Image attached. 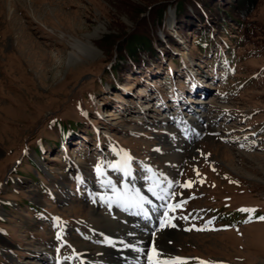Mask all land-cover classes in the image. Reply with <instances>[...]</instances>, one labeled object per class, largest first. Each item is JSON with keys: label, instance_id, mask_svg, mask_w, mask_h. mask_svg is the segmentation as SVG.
I'll list each match as a JSON object with an SVG mask.
<instances>
[{"label": "rangeland", "instance_id": "1", "mask_svg": "<svg viewBox=\"0 0 264 264\" xmlns=\"http://www.w3.org/2000/svg\"><path fill=\"white\" fill-rule=\"evenodd\" d=\"M137 254L264 264V0H0V264Z\"/></svg>", "mask_w": 264, "mask_h": 264}, {"label": "trees", "instance_id": "2", "mask_svg": "<svg viewBox=\"0 0 264 264\" xmlns=\"http://www.w3.org/2000/svg\"><path fill=\"white\" fill-rule=\"evenodd\" d=\"M213 15V14H212ZM246 16L239 14V18H233L230 16L229 12H226L224 14V17H220V20H218V24H217V28L216 30H220L223 35L225 37H227V39H231L230 36V30H231V26H229L228 23H233L235 26H241L242 24V18H245ZM201 19H203V17L201 16ZM208 22H210L209 19H206ZM159 21H161V18H159ZM219 34V32H218ZM220 35V34H219ZM208 33L206 31H200L198 34L194 35V39H195V44H194V54L196 58H203V57H209L211 54V51L213 49V44L211 40H207L208 37ZM222 38L219 39V42H222ZM234 39V38H233ZM232 40V39H231ZM240 43H244V39L241 37L239 38ZM140 45V46H139ZM150 42L149 41H144V40H140V44L135 42L133 44L132 47H130L129 53L135 58V65L141 67V68H149V62H145V61H141L140 62V57L139 54L141 53V50H146V52L148 53L147 56L148 58H152L154 60V58L156 59L155 56V52L152 49V47L150 46ZM227 49V48H226ZM217 52V51H216ZM226 52V51H225ZM229 60H226L225 58H223L221 53H214L212 55V59L209 62V66L210 68L215 67L216 65V61L220 62L221 65H225L227 62L229 63V65H227V67H224L223 70L225 71V73L227 74H231V72L233 71V69H231V66H233V60L232 58L234 57V55L232 53L229 54ZM175 62V61H174ZM173 64V62H172ZM174 66V65H173ZM123 77V76H121ZM113 86V85H112ZM98 93L95 94V96H97ZM83 126L82 123H75V124H70V123H66L60 126V132H59V139L58 141H56L55 143H52V147L48 148V150L45 148L44 152H48L51 150H60L61 148H64L63 145L64 144H68V138L69 136L73 137L75 133L80 132V130ZM62 144V145H61ZM68 146V145H67Z\"/></svg>", "mask_w": 264, "mask_h": 264}, {"label": "bare ground", "instance_id": "3", "mask_svg": "<svg viewBox=\"0 0 264 264\" xmlns=\"http://www.w3.org/2000/svg\"><path fill=\"white\" fill-rule=\"evenodd\" d=\"M49 6H51L50 4H49ZM10 8H9V10H11V7H12V5H10L9 6ZM107 9V8H106ZM107 14L109 13V12H106ZM112 16H114V15H112ZM73 42V44L71 45V48H72V50L74 51V55L73 56H75L76 54L77 55H81V54H84V53H86V49H90L88 46H85V45H81L79 42H77V41H72ZM135 224V223H134ZM135 226V228H139V226L137 225V224H135L134 225ZM127 228V229H126ZM125 231L126 232H128L129 233V235H130V237H132L131 239H133V240H137V236H136V229H129L128 227H125ZM139 229H141V228H139ZM121 239H124L123 237H121ZM125 252H127L126 251V248L124 249V253ZM134 253H135V251H134ZM130 255V254H129ZM122 257H125V256H119V255H113L112 256V264H114V263H116V261H123L125 264H133V263H131V261H133V259H138V258H142L143 257V255H141V254H137L136 256L135 255H131L130 256V258L129 257H125V258H122ZM142 262V263H141ZM144 261L143 260H140V262L138 263V264H145V263H143Z\"/></svg>", "mask_w": 264, "mask_h": 264}]
</instances>
